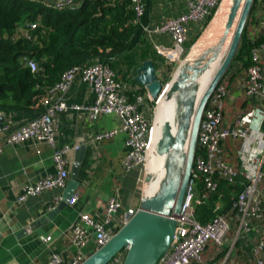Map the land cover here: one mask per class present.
I'll use <instances>...</instances> for the list:
<instances>
[{
	"label": "crops",
	"instance_id": "0c3cea01",
	"mask_svg": "<svg viewBox=\"0 0 264 264\" xmlns=\"http://www.w3.org/2000/svg\"><path fill=\"white\" fill-rule=\"evenodd\" d=\"M185 9V0H145L144 15L139 23V35L135 37L136 46L116 59L117 70L120 71L117 72V77L131 86L127 92L131 99L145 87L131 81L145 61L153 60L157 64L156 72L163 81L161 64L167 63L162 62L163 57L157 54L155 43L162 46L173 45L168 34L151 37L149 29L168 18L180 15ZM199 26L200 24H191L188 43L195 39L194 36L200 31ZM237 88L235 86L230 90L225 104L223 126L237 130L248 129L251 137L250 147L261 153L258 155L261 158L264 155V142L259 141L256 134L259 130L264 133V117L259 118L255 114L261 107V101L257 98H247L252 104L244 105L243 95L237 92ZM95 95L94 83L80 77L63 95L67 108L58 115L56 147L45 140L4 144L3 152L0 153V264H49L52 253H57L66 261H70L81 252L86 259L97 250L93 229L90 228L93 234L82 249L75 247L70 237L72 227L81 221L83 215H91L103 221L106 204L111 198L116 197L123 203V207L109 224L104 223L107 231L113 233L125 223L124 216L128 208L133 207L137 211L145 194L144 190L141 191V182L144 183L145 176L140 170L128 168L126 165L127 153L130 151L126 132L119 131L117 135L108 139H96L99 133L117 128L119 121L114 114L100 116L97 119L89 118L87 111L80 107L91 105L95 101ZM44 110L45 107L36 115L5 114L3 123L9 128L0 134V143L4 142L7 135L39 116ZM147 112L149 113L148 110ZM237 138L241 139V146L235 153V157L238 158L232 161L231 154L230 158H227L232 161L233 167L239 159L241 166L236 170L246 175L247 162L242 159L245 139ZM67 144L79 145V149L68 154L69 178L66 186L47 190L19 203L18 195L24 185L35 183L40 178L57 172L54 161L55 149ZM81 150L83 152L79 154ZM259 158L254 161L255 167L260 164ZM77 162L80 163V167L75 179L76 184L71 185V181L74 180L71 176L72 169ZM261 188H264V182ZM75 195L77 200L71 203ZM261 227L256 223L250 228L243 229L238 237L239 248L234 250L227 263L228 256L222 259L221 249L209 245L203 253L202 264H255L250 251L257 243ZM236 234L234 238L228 240L232 245L239 231ZM47 237L51 239L46 240Z\"/></svg>",
	"mask_w": 264,
	"mask_h": 264
},
{
	"label": "built area",
	"instance_id": "2783aa9c",
	"mask_svg": "<svg viewBox=\"0 0 264 264\" xmlns=\"http://www.w3.org/2000/svg\"><path fill=\"white\" fill-rule=\"evenodd\" d=\"M82 0H54L50 1L57 7L79 5ZM224 0H185L186 9L180 15L171 17L162 23L149 29L150 36L168 34L173 42L172 46H162L155 43V49L159 56L163 57L165 63L178 61L187 42L191 24H201L213 14L214 10L222 5ZM135 10L134 22L139 24L145 11V0H132ZM36 27L35 24L32 25ZM261 52H264V44L254 49L253 63L248 70V79L244 85L248 98H257L261 101V107L256 115L264 117V64L261 61ZM32 70H36L37 62L32 58H25ZM80 77L95 85V101L89 106H81L85 109L90 119H97L100 116L114 114L117 116L119 125L117 128L109 129L99 133L97 140L112 138L119 131L128 134V146L126 165L128 168L141 169L149 161L152 146L153 125L148 118L147 93H138L131 99L127 92L131 89L128 83L118 79L115 70L102 62L88 63L67 70L61 79L48 90V99L45 110L27 124L10 133L0 143V153L3 152L4 144H15L28 140H45L53 147H56V131L58 115L67 108L64 94ZM229 96V90L224 84H219L209 99L208 105L200 124L198 134V148L202 153H197L194 164V171L189 183L182 209L177 216V229L171 247L160 257L156 264H190L192 261L201 260L202 253L207 244L213 241L217 244H224L229 232V222L224 215H219L208 223L200 222L195 216V205L200 202L196 191L198 179H203L208 191H215L218 188L217 174L229 183H237L240 173L223 157L222 142L229 136L243 137L245 142L242 148V159L247 162L245 175L246 182L238 195L235 205L238 206L241 214L240 227L250 228V221L260 216L262 204V192L259 183L264 176V155L258 157L257 151L250 147L251 137L248 129H232L223 126L225 104ZM263 102V104H262ZM257 116V117H258ZM7 124H0V134L8 130ZM259 141L264 142V133L259 130L256 134ZM79 145H65L56 148L54 161L57 172L40 178L37 182L23 186L18 195V202L23 203L29 197L41 194L47 190L65 187L69 178L68 154L78 150ZM260 159V164L255 167L254 161ZM77 200V195L71 199V203ZM123 207V203L116 197L111 198L105 207L103 221L91 215H83L81 221L76 223L70 232L72 243L78 249H82L88 238L93 234L97 249L104 245L115 233L109 232L104 223L109 224ZM136 210L133 207L127 209V215H134ZM113 231V230H111ZM47 237L46 240H50ZM264 252V240L259 241L253 247V254L256 256L257 264H264V258L260 254ZM85 259L79 252L75 258L66 261L57 253H52L49 264H81ZM124 255L118 254L106 264H123Z\"/></svg>",
	"mask_w": 264,
	"mask_h": 264
},
{
	"label": "trees",
	"instance_id": "16d2710c",
	"mask_svg": "<svg viewBox=\"0 0 264 264\" xmlns=\"http://www.w3.org/2000/svg\"><path fill=\"white\" fill-rule=\"evenodd\" d=\"M216 12L217 9L202 25L206 26ZM135 14L132 0H82L79 5L66 7H57L48 0H0V111L6 115H36L41 112L46 105L49 88L73 67L98 61L112 67L116 74L120 73L116 59L135 48V37L139 35V24L134 22ZM263 19L264 0H255L237 54L222 80L229 93L234 83L240 80L238 78H245V83L248 79L254 49L264 44ZM260 56L264 64V52ZM26 57L37 62L36 70L29 67ZM161 65L166 68L163 78L168 81L173 64L163 62ZM131 81L138 83L135 78ZM146 92V88H142L141 93ZM147 102L150 106L154 104L149 96ZM240 140L229 136L222 142L223 157L227 163L232 164L238 158L235 153L241 146ZM202 151L197 149V153ZM230 154L232 161L227 158ZM240 166L238 159L234 167L238 169ZM217 180L215 191H208L203 179L197 180L196 191L200 202L195 205V216L202 223H208L219 215L227 218L230 228L226 242L220 245L210 241L203 251L209 245L216 246L221 249L222 259L228 256L227 263L234 250L239 248L238 237L243 231L240 227L241 214L235 203L246 177L240 174L237 183H229L217 174ZM263 182L264 176L259 183L263 199L260 216L250 221L251 227L256 223L262 226L257 243L264 240ZM231 231L233 238L239 231L233 245L228 241ZM203 253L201 260L190 264H202ZM250 255L257 264L253 248ZM260 256L264 258V252Z\"/></svg>",
	"mask_w": 264,
	"mask_h": 264
},
{
	"label": "water",
	"instance_id": "95a60500",
	"mask_svg": "<svg viewBox=\"0 0 264 264\" xmlns=\"http://www.w3.org/2000/svg\"><path fill=\"white\" fill-rule=\"evenodd\" d=\"M255 0H233L227 27H230L244 2L233 42L228 54L202 95L198 79L207 65L199 67V62H181L178 74L168 83L159 78L153 60H147L137 70L135 80L145 86L151 100H158L164 94L176 103V129L171 124L164 128L166 147L169 150L164 164L165 172L158 188L151 194H144L134 215H127V221L81 264H106L118 254L124 255L123 264H156L171 247L177 229V216L182 209L186 192L194 171L198 149V134L204 111L215 89L221 84L233 63L241 44ZM5 121V113L0 111V123ZM83 150L79 151L82 154ZM80 161V160H78ZM77 162L72 169L71 185L79 171ZM149 172L146 183L153 180Z\"/></svg>",
	"mask_w": 264,
	"mask_h": 264
},
{
	"label": "bare ground",
	"instance_id": "6f19581e",
	"mask_svg": "<svg viewBox=\"0 0 264 264\" xmlns=\"http://www.w3.org/2000/svg\"><path fill=\"white\" fill-rule=\"evenodd\" d=\"M232 3H233V0H224L223 5L221 6V9L217 13L216 17L214 18L211 26L208 27L201 41L198 44V45H201L200 46L201 49L205 47H209V48L206 49L201 55H198V56L195 55L192 62H190V64L199 62V67L207 65L206 70L202 73V75L198 79V85L200 87L199 93H201L202 91L204 92V90L206 89V87L208 86L212 78L217 73L218 69L222 66L228 54V51L231 47V44L233 42V38H234L235 31L237 28V23L241 15L244 2L242 3L241 8L239 9L233 24L230 27H227L226 23L228 20V15H229ZM218 37H220L219 43L213 47L211 45L212 43H209V42H211L213 39L216 40ZM208 43L210 46L207 45ZM201 49L199 50L196 49L195 51L200 52ZM224 52H227L224 59L222 60L221 64L217 68L214 75H212L214 71V67H215V66L213 67V64L219 60V58ZM177 74H178V70L175 75ZM210 77H211L210 81H208V83L206 84L205 81ZM159 100L161 101L160 111H159L158 118L156 117L157 118L156 122L157 124H159V134H157V137L155 138L157 144L154 150L155 152L156 150L160 151V156L164 161L163 164H165V160L167 156L169 155V150L166 147V142H165L166 137H165L164 128L167 124H171L173 127V131H175L176 129V123H175L176 103H175L174 98L168 99L166 94H164ZM162 143H164V145H161ZM149 172L151 173V171ZM164 172H165L164 165L160 164L159 167H156V165L154 166V170H153L154 174L151 173L154 177H153L152 182L147 183L148 187L146 186V190H145L146 194H148L153 189V185L156 186L154 187L153 192L158 188L159 183L162 177L164 176Z\"/></svg>",
	"mask_w": 264,
	"mask_h": 264
},
{
	"label": "rangeland",
	"instance_id": "374dc122",
	"mask_svg": "<svg viewBox=\"0 0 264 264\" xmlns=\"http://www.w3.org/2000/svg\"><path fill=\"white\" fill-rule=\"evenodd\" d=\"M224 2V1H223ZM222 5H223V3H222ZM221 5V6H222ZM221 9V7L217 10V12L215 13V15H214V17L210 20V22H208V24L205 26H203L202 24H203V22L200 24V31L197 33L198 35L197 36H194V38L196 39L197 37H198V39H197V41L194 43V45H193V43H190V44H188V46L187 47H184V50H183V52H182V54H181V56H180V59L178 60V61H174V62H172V63H168V64H174L172 67V70L170 71V79L168 80V81H166V80H164L165 78H163V82L166 84V83H168V82H170V80L173 78V76H175V73H176V70L178 69V67H179V65L181 64V62H192V60L194 59V56L195 55H201L206 49H208L209 47H205V48H202L201 49V45H197V43L199 44V42L201 41V37L203 36V34L206 32V30L208 29V27L209 26H211V24H212V22H213V20H214V18L216 17V15H217V13L219 12V10ZM264 20V19H263ZM219 40H220V37H218L216 40L215 39H213L211 42H209V43H212L211 45L214 47V46H216L218 43H219ZM186 43H188V42H186ZM209 43L207 44V45H209ZM214 43V44H213ZM210 46V45H209ZM230 46V45H229ZM199 50V49H201L200 50V52L199 51H195V50ZM226 53L227 52H224L222 55H221V57L219 58V60L218 61H216L214 64H213V67H214V71H213V73H212V75H214V73L216 72V70H217V68L219 67V65L221 64V62H222V60L224 59V57H225V55H226ZM163 60V59H162ZM164 61V60H163ZM164 70H166V68L163 66V72H164ZM234 70H237L236 68H234ZM136 75V74H135ZM210 79H211V77L210 78H208L205 82H206V84L208 83V81H210ZM238 79H240L238 82H235L234 83V87L233 88H235V86L236 87H238L237 88V92H239V93H241L242 95H243V99H242V101L244 102V105H249L250 103H251V101H249L247 98H245V96H246V94H245V88H244V85H245V78H242V77H240V78H238ZM226 81L228 82V80L226 79ZM222 83V82H221ZM203 93V91L201 92V93H199L200 94V96H201V94ZM147 95H149V93L147 92ZM150 97V96H149ZM247 97V96H246ZM152 101H154V100H152ZM252 104V103H251ZM160 105H161V101L158 99V100H156V101H154V104L152 105V106H150L149 105V103H148V109H149V113L147 114L148 115V118L150 119V121H151V123H152V125H153V137H152V146H151V150H150V155H149V161H148V163H147V165H144V166H142L141 167V169H138V170H140V172H142L143 173V175L144 176H146V174L147 173H149V171H151V173H153V170H154V166L156 165V167H159L160 166V164H162V165H164L163 163H164V161H163V159L161 158V156H160V151L158 150H156V152H155V146H156V144H157V142H156V137H157V134H159V124H157V118H158V115H159V111H160ZM157 117V118H156ZM155 139V140H154ZM154 144V145H153ZM161 145H164V143H162ZM149 170V171H148ZM154 174V173H153ZM142 175V176H143ZM144 179H145V177H144ZM142 183V186H141V191H145V189H146V186H147V183H146V181H144V183L143 182H141ZM154 187H156L155 185H153V189H154ZM153 189L149 192V194H151V193H153ZM141 193V192H140ZM243 229V228H242ZM241 229V230H242ZM233 232H234V230H233ZM232 231L230 232V234H229V239L232 237V233H233Z\"/></svg>",
	"mask_w": 264,
	"mask_h": 264
}]
</instances>
